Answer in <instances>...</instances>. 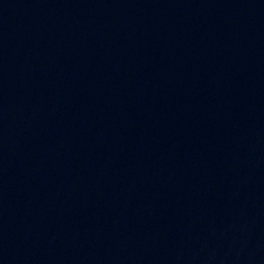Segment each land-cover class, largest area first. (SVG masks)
<instances>
[{
  "label": "water",
  "instance_id": "obj_1",
  "mask_svg": "<svg viewBox=\"0 0 264 264\" xmlns=\"http://www.w3.org/2000/svg\"><path fill=\"white\" fill-rule=\"evenodd\" d=\"M0 264H264V0H0Z\"/></svg>",
  "mask_w": 264,
  "mask_h": 264
}]
</instances>
